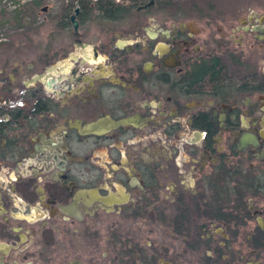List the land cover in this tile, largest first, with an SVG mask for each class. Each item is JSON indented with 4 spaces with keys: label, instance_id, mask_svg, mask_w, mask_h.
<instances>
[{
    "label": "flooded vegetation",
    "instance_id": "af4514ba",
    "mask_svg": "<svg viewBox=\"0 0 264 264\" xmlns=\"http://www.w3.org/2000/svg\"><path fill=\"white\" fill-rule=\"evenodd\" d=\"M95 1L77 3V31L64 17L60 46L52 33L31 61L0 64L1 221L39 204L43 221H73L65 238L37 227L46 264L68 250L80 264H264V13L223 30L196 0L205 27L159 0L114 16ZM18 246L0 241V264Z\"/></svg>",
    "mask_w": 264,
    "mask_h": 264
},
{
    "label": "rangeland",
    "instance_id": "374dc122",
    "mask_svg": "<svg viewBox=\"0 0 264 264\" xmlns=\"http://www.w3.org/2000/svg\"><path fill=\"white\" fill-rule=\"evenodd\" d=\"M0 0V30L6 34V40L0 42V64L8 59L7 65H12L14 61L29 62L36 58L38 54L42 53L45 47V43L48 40V36L54 33L53 45L60 46V43L65 40L63 34L66 30V23H64L65 11L68 10V14L72 13L75 7L76 0H32L31 2L26 1L19 6L18 9H12L11 0ZM14 1V0H12ZM115 2L128 3L126 0H114ZM160 4L163 5L167 10H174L175 4L188 6L192 1L195 0H159ZM201 5V8H207L212 6L214 11L211 12L210 16L214 17L215 20L210 24L212 29L223 28L228 29L230 25L236 23V17L241 13H245L248 9L254 10L256 13H264V0H196ZM67 5H69L67 7ZM94 14V13H92ZM157 14H166V12H158ZM221 14V15H219ZM185 16L180 17L184 21L194 20L201 26H204V21L197 17L193 12L184 14ZM66 25V26H65ZM97 29L92 27L91 30ZM53 35V34H52ZM260 48V47H259ZM13 184H10L12 186ZM3 187V185H2ZM13 199L5 194L1 198V205L8 210L9 215H13L16 211L12 203ZM37 214L34 219H28L26 221H15L14 219H6V224L1 221L0 218V241L8 244H13L14 247L19 245L17 249L9 251L8 255L3 257L4 264H10L15 261L16 264H46L45 260L42 259L41 253L38 251V244L43 243L46 239L50 241L51 236L36 237V229L41 226H48L52 222L56 227L54 228L55 233L62 232V236L65 238V229L75 231L74 222H65L59 215L55 216L54 219H44L47 217V210L43 208L41 204L37 206ZM14 216V215H13ZM101 218L105 219V223H114L118 219L113 216H106L101 214ZM42 220V221H40ZM37 222V223H35ZM40 223V225H38ZM51 224V228L53 226ZM11 225L15 226L13 229ZM17 232V229H20ZM48 228V227H47ZM13 229V230H12ZM104 233V231H102ZM19 237V238H18ZM49 237V238H48ZM57 237V236H56ZM102 237V236H101ZM63 238V239H64ZM19 239V240H18ZM58 239L60 237L58 236ZM101 239H104L102 237ZM52 240L53 237H52ZM38 243L35 246V243ZM68 241H65L67 244ZM101 244L103 247L101 252V258H106L109 254L107 246ZM68 246V245H66ZM56 254H59L57 252ZM64 254H66L64 252ZM65 255L63 259L59 255L55 256L54 262L51 264H80L81 258L75 254V250H68V258ZM65 259V260H64ZM65 262V263H64ZM73 263V264H74Z\"/></svg>",
    "mask_w": 264,
    "mask_h": 264
},
{
    "label": "trees",
    "instance_id": "16d2710c",
    "mask_svg": "<svg viewBox=\"0 0 264 264\" xmlns=\"http://www.w3.org/2000/svg\"><path fill=\"white\" fill-rule=\"evenodd\" d=\"M129 3L127 5H121L116 3L114 0H97L94 2V8L96 14L102 15V16H114V15H122L130 13L131 9H134V7L137 5L139 0H126ZM76 2L81 5L82 8L88 7L90 0H76ZM194 2L192 1L190 5L188 6H182V5H176L175 4V11H179L181 13H187V11L192 7ZM69 5H67L68 7ZM164 7V6H162ZM68 10L65 11L64 17L68 15ZM65 23V21H64Z\"/></svg>",
    "mask_w": 264,
    "mask_h": 264
},
{
    "label": "built area",
    "instance_id": "2783aa9c",
    "mask_svg": "<svg viewBox=\"0 0 264 264\" xmlns=\"http://www.w3.org/2000/svg\"><path fill=\"white\" fill-rule=\"evenodd\" d=\"M26 1L31 2L32 0H14V1L11 0L9 2L12 3V9H18L19 6L21 4H23L24 2H26ZM2 2H5V0H3ZM5 36H6V34L3 31L0 30V42L6 40Z\"/></svg>",
    "mask_w": 264,
    "mask_h": 264
},
{
    "label": "water",
    "instance_id": "95a60500",
    "mask_svg": "<svg viewBox=\"0 0 264 264\" xmlns=\"http://www.w3.org/2000/svg\"><path fill=\"white\" fill-rule=\"evenodd\" d=\"M78 11H79V8L77 6V2L75 3V7L72 11V14H71V24H72V27H73V30L74 31H77V27H78V24H77V21L75 20V16L78 14Z\"/></svg>",
    "mask_w": 264,
    "mask_h": 264
}]
</instances>
